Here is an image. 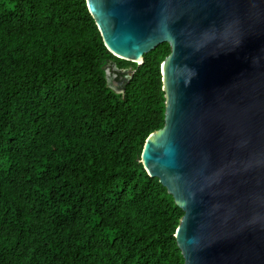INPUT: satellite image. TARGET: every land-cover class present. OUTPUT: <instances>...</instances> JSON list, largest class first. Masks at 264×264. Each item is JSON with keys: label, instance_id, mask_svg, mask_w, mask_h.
Wrapping results in <instances>:
<instances>
[{"label": "trees", "instance_id": "obj_1", "mask_svg": "<svg viewBox=\"0 0 264 264\" xmlns=\"http://www.w3.org/2000/svg\"><path fill=\"white\" fill-rule=\"evenodd\" d=\"M168 53L114 57L85 0H0V264H183V213L139 162Z\"/></svg>", "mask_w": 264, "mask_h": 264}, {"label": "water", "instance_id": "obj_2", "mask_svg": "<svg viewBox=\"0 0 264 264\" xmlns=\"http://www.w3.org/2000/svg\"><path fill=\"white\" fill-rule=\"evenodd\" d=\"M85 4L114 57L139 66L169 47L163 126L139 162L183 213L174 233L183 264H264V0ZM124 71L127 83L134 71Z\"/></svg>", "mask_w": 264, "mask_h": 264}, {"label": "flooded vegetation", "instance_id": "obj_3", "mask_svg": "<svg viewBox=\"0 0 264 264\" xmlns=\"http://www.w3.org/2000/svg\"><path fill=\"white\" fill-rule=\"evenodd\" d=\"M124 70L132 71L129 68L119 69L117 67L115 68V66L110 68V72L106 70L107 76L110 77L109 79L118 83V85L114 87L116 90H120L121 86H125L126 79H129L130 73Z\"/></svg>", "mask_w": 264, "mask_h": 264}, {"label": "rangeland", "instance_id": "obj_4", "mask_svg": "<svg viewBox=\"0 0 264 264\" xmlns=\"http://www.w3.org/2000/svg\"><path fill=\"white\" fill-rule=\"evenodd\" d=\"M107 71L110 72V68L109 67L107 68Z\"/></svg>", "mask_w": 264, "mask_h": 264}]
</instances>
